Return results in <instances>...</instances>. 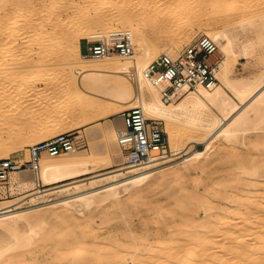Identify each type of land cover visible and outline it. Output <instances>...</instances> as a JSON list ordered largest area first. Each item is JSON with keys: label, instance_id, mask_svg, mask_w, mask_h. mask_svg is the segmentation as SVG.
<instances>
[{"label": "rangeland", "instance_id": "1", "mask_svg": "<svg viewBox=\"0 0 264 264\" xmlns=\"http://www.w3.org/2000/svg\"><path fill=\"white\" fill-rule=\"evenodd\" d=\"M215 1L216 0H209L208 2L209 4H214L213 8L217 10H222L224 9L223 7L232 9L237 7L241 2V0H231V2L230 0H225L222 5L220 1L217 3ZM112 2L118 5L119 9H115L113 4H111ZM98 4V6L102 5L100 3ZM110 4L111 7L109 6ZM139 4V0L110 1L108 5L103 8L105 12H109V16L102 21L92 20L83 25L86 26V29H88V26L90 27V29L87 30L89 32L85 31V34L87 32V35H89L86 36L80 33V36H78L80 44L79 53L77 56H72L71 53H67L68 44L73 40L72 37H74V35L70 34V30L76 28L78 24H82L83 22L79 19L80 15H82L85 10L92 12V8L90 9V7H87L81 0H0V94L2 95L0 101V135L3 139L6 137L8 139V136L13 138L11 139L12 141L10 140L11 142H8L10 144L7 145L6 143V147L0 148V153L6 152L8 157H17L22 161H26L28 159V146L30 144L58 132L72 129L80 137L79 139L83 146L77 151L67 152V154L81 155L82 153L83 155V152L84 154L87 152H94L95 157H97L99 161L97 166L89 173L51 184H46L40 180L39 171H37L38 178L43 184L39 189H25L22 183H13L8 178L7 185L9 186L10 193L0 199V204H7L12 210L42 207L43 205L46 206L47 204L55 203V201H60L67 196L75 195L79 190H83L84 192L101 187L111 182L109 177L113 174L116 175L114 179H120L131 173V171H128L129 168L121 170L115 169L118 166L124 165V163L121 162L122 155L118 147H115L113 150L111 149L106 137V130L110 125L116 124L120 129L121 113L123 110L128 109L127 103H118V105H116V112L101 118L99 114L102 112L106 101L92 100L79 88L73 87L75 82L77 83L78 81V83H81L82 80L78 78V74L72 70L71 61L73 60L72 58L75 60H80V58L84 60H89L91 58L96 59V57H84L82 53L86 51V44L88 41H93L103 35L106 39L115 40L123 33H130L133 43V52L136 51L139 53L140 47L132 36V28L125 23H121L122 20H125L124 16L126 14L133 22L143 25L147 36L146 44H153L155 48L158 49L157 53L153 55V59L161 51L169 49V43H171L169 37L159 35L162 32V27L159 24H149L148 15L144 16L145 12L140 9L141 6ZM171 4L179 7L182 6L183 0H171ZM209 4L202 10L205 14L202 16V19L198 21L194 20V24L191 26L187 36H182L178 40L179 42H177L176 45L177 50L196 37L198 35H196V33L201 29L209 28L210 26L216 29L224 27L220 20L221 16H218L220 12L213 14V16L217 17L210 26L204 21ZM156 8L157 5H152V12H154ZM259 15L260 16L256 15L257 17L254 16L255 18L253 17L252 19H249L250 16H237L226 26L231 29L229 31L230 35H234L239 30L241 31V36L237 35V38L241 41L238 42L236 40L233 47L234 54L230 59L233 69L229 77L242 84L245 82L247 83V81L250 82L253 79L254 82L252 81V83L254 85L257 84L256 82H258V79H261L259 80L258 86L264 84V13ZM246 31L247 34H252L251 37L250 35L244 36ZM256 31L258 33H256ZM105 32H108V34H105ZM256 34L258 35L256 36ZM249 38L251 40H248ZM247 41L250 42L248 43ZM243 45H248L250 48L245 52L242 50ZM218 55L221 62L224 59V53L219 48ZM116 56L119 55L112 54L108 57L114 58ZM260 81H263V83L261 82L262 84H260ZM85 84L87 85L88 83ZM253 84L249 87L251 90H253ZM250 89H248V91ZM252 93L253 91L250 92L248 96ZM234 97L235 96H233V98ZM234 100L240 104L237 97L234 98ZM170 102L175 103L177 100ZM94 106H98L96 111L92 112L88 116V119L86 118L87 120L84 121V111L88 107ZM145 116L150 119L152 118L147 115ZM155 120L160 122V126L168 139V145L164 156L157 159L159 160L157 169L160 171L155 172L152 176L153 178L151 177L152 179L144 183L143 187L139 190L136 189L138 187H132L125 191H121L119 193V204H114L107 200L99 201L96 199L81 210L74 204L70 205L66 210L61 209L59 205H54L51 208L52 211L50 210L45 213L44 220L34 217L38 213H44L45 210H47L45 209L46 207L33 209L30 213L34 216L29 217L32 221L31 224L22 221L17 231L19 236L24 234L25 237H31L29 244H26L27 247H24L22 253L21 249H23V247H21V249L16 248L17 250L14 248L13 250L8 249L9 251H5L3 253L4 256H1L2 261L0 259V262H8L7 264H14L16 262V264H41V262L44 264H78L80 259L79 264H82V262H84L82 261L83 258L87 257V260H85L86 263L84 262L83 264H95L98 258L97 255L102 254L100 251L103 250V247L105 246L106 249L109 247L107 244H110V246L121 245V242L122 244H128L134 242V238L135 240H140V235H142L141 240H144V242H146L145 240L147 239V241H149L148 243H150V241L156 243V240H158L156 238H161L160 240L164 243L167 229L176 230L181 227L187 228L194 224V222L191 223L192 220L189 219L190 221H188L186 218L189 212L193 213L194 218L197 219L198 222H202V219L205 217L204 214L207 212L214 217L217 215L218 217H216L219 218L228 209L235 212L234 210L236 209L232 207L231 209L228 206L234 205L235 202H233V199L235 197L243 198V195H247L248 192L249 195L252 193L250 195L251 198L256 197V202H260H257L258 204L255 202L257 206L264 205V183H262L264 182V172L262 171L264 170V113L262 114V120H256L257 127L248 129L249 132L247 130V132H239L230 140L224 139L221 135L214 137L209 144L210 148L206 156L207 159L202 162L195 160L193 163L186 161L182 162L180 158L187 154L188 156L189 154L192 155L195 151H199L203 147V143L189 142V140H191L189 136L195 135V132L190 129L185 122H174L173 126L177 132L176 142L178 141L176 145L179 152L175 155H170L169 136L166 132L167 126L163 120ZM96 121H99V124L93 126ZM255 140L257 143H254ZM115 142L116 140H113L114 146H116ZM195 148L198 149L195 150ZM42 157L46 160H51L53 158L49 155H43ZM113 159L116 161L112 162ZM201 165H205V167L202 168ZM26 169L25 167L23 173H29L28 175L31 176L33 172ZM197 174H200L202 181L199 183H192L191 178ZM33 178L35 179L34 174ZM250 181L252 185L248 184ZM232 182H235L236 185ZM257 183L261 185L257 186ZM68 185L69 187L65 188ZM49 186H54L56 190L52 193L43 195L38 193L40 191H37L34 193L35 197H31L32 195L24 196V194L33 190H43ZM211 186H214L212 188L213 190H210ZM241 190L244 191L242 192ZM188 192H190L188 195L191 200L187 195ZM255 192H259V196L257 193L255 194ZM195 195H199L200 197L198 196L196 199ZM259 197H261L262 200ZM201 198H205L206 200H201ZM221 198L222 201L219 200ZM223 198L225 200H223ZM112 204L114 205L112 206ZM236 211L238 212V209ZM181 214L183 215L181 216ZM55 215L57 216L53 217ZM71 216H73V218ZM181 217L183 220L180 219ZM88 222L90 224H88ZM74 223L77 224L73 226ZM66 224L70 226L72 232L74 231L72 234L73 237L69 235L70 231L67 229L68 227ZM211 224H207L206 227L210 228ZM64 225L67 227H65L67 232H63L62 234V230L66 231V229L63 228ZM78 228H80L81 231L85 229L86 232L89 233L91 231V233L85 237V230L81 234ZM155 228L156 232L152 231ZM29 229L31 232L27 233ZM47 231L51 232V234L48 232V235L50 234V239L47 237V234V236L44 234L47 233ZM58 231L65 237V234H67L68 237L65 238L64 236L60 237L57 235L56 239L55 234ZM43 234L49 241L44 239L45 237L42 236ZM82 235H84V239ZM154 235H159V237ZM144 236H146V239L143 238ZM79 237H81V239ZM42 238L45 241H43ZM70 238L74 240L70 241ZM12 239V236L0 232V242L2 241L3 243V241H10ZM62 239H65V242L69 241L71 243H69L71 245H69L70 248L74 246L71 248L73 254H69L71 253L70 248L67 247L68 245H63L65 242L60 243ZM160 240H158V242ZM80 241H82L84 247L81 246ZM43 242L45 243L43 244ZM78 242H80V247L78 246ZM55 243H60L58 246L56 244V251L52 250ZM30 245L32 247H30L31 252L27 249ZM85 245L87 247L90 245L94 250L97 249L98 254L91 255L96 256V258L93 257V260L90 258L88 261V255L90 257V254H86L88 253L87 251L90 253L92 249L90 247L87 248ZM25 248L27 251L29 250L28 252L30 254L26 252ZM75 248H77L81 257L78 256V253V255L74 253L76 250ZM66 249L69 252H66V256L69 254L70 257L65 256ZM94 250L92 251L94 252ZM97 251L94 253H97ZM61 252L64 254L62 255ZM13 255L19 257V259L22 256L24 258H21L23 259L22 262L19 259L17 261L16 257V260H13ZM71 255L72 257L76 255L75 257L78 256V258L76 259L74 257V259H72ZM102 255L104 256V254ZM6 256L8 257L6 258ZM55 259L60 262H56ZM96 264L98 263L96 262Z\"/></svg>", "mask_w": 264, "mask_h": 264}, {"label": "bare ground", "instance_id": "2", "mask_svg": "<svg viewBox=\"0 0 264 264\" xmlns=\"http://www.w3.org/2000/svg\"><path fill=\"white\" fill-rule=\"evenodd\" d=\"M81 1H83L84 4L87 5V7H90V9L92 8L93 11L91 12V11L85 10V12L82 13V15H80V18H79L81 19L83 23L80 25L78 24L76 28H72L70 30V34L74 35V37H72L73 40H71L70 43L68 44L67 53L68 54L71 53L72 56H77L79 53L78 36H80V33L84 35L85 31L90 29L89 26H88V29H86L85 28L86 26H83V25L89 23L92 20L102 21L107 16H109L110 15V14L108 15L109 12H105L103 8L106 7L108 3L113 0H81ZM208 1L209 0H193V1L183 0L182 6L178 7V6L171 4V0H139V3H140L139 5L141 6L140 9L144 10L145 12L144 16L148 15L149 24H154V25L159 24L162 27L161 28L162 32L159 35L161 36L165 35L169 37L171 41V43H169L170 48L166 50H168L169 52H173L177 50L176 45H177V42H179L178 40L182 36L186 37L187 34L189 33L191 26L194 24L193 21L194 20L198 21L202 19V16L205 15L202 12V10L204 9V7H206L209 4ZM219 1L223 5L225 0H216L215 2L217 3ZM98 3L102 5L98 6L99 5ZM240 3L235 8L231 9V8L223 7L224 9L222 10L214 9L213 8L214 4L210 3L208 6L207 13H206L207 15L204 17V21L206 22V24L210 26L217 17V16L216 17L213 16V14L220 12L221 14L219 13L218 16L219 17L221 16L220 20L222 21V24L224 27L222 28L220 27L216 29L210 26L209 28L201 29L196 33V35L205 34V35L212 37L216 41L218 48L224 53V59L220 62L219 68L217 70L218 82L215 84L214 87L208 89V88L199 86L195 90L185 91L178 98L179 100L177 99V102L175 103L174 102H169V103L164 102L160 98L159 87L150 84V82L143 76L144 68L147 66V64L150 61L153 60V55L157 53L158 49L155 48L153 44L152 45L146 44L147 36H146V32H145L143 25L133 22V20H131L127 14L124 16L125 20H122L121 23H125L132 28L131 29L132 36L134 40L137 42V44L139 45L140 52L139 53L136 51L132 52L130 55L125 56L123 58L119 56H116L114 58L108 57V56L96 57V59L91 58L89 60H84L82 58H80V60H75L74 58H72L73 60L71 61V68L78 74V78L82 80L81 83H78V81L77 83L75 82L73 87L79 88L83 93L87 95L88 98L92 100L96 99V100L106 101L102 112L99 114L101 118L106 117L116 112L117 110L116 105H118V103L120 102H124V103H127V108L139 107L143 111L144 115H147L154 119L163 120L167 126L166 132L168 133V136H169L168 138L170 142V150H169L170 155H175L179 152V149L176 145V143L178 142V141L176 142L177 132L174 129L173 123L174 122H177V123L185 122L188 125V127L195 132V135L189 136L191 139L189 140V142L203 143V147L199 151L198 150L195 151L192 155L189 154L188 156L187 154L183 156L182 158H180L181 161L182 162L186 161L189 163H193L195 162V160H199L200 162L205 161L207 159L206 156L210 148L209 144L214 137H216L217 135H221L223 136L224 139L230 140L233 138V136L235 137V135L239 132L243 133L246 130L248 131V129L256 128L257 121L260 119L262 120V114L264 113V84H262L263 81H260V84L262 85L258 86L259 80L261 79H258V82H256L257 84L254 85L252 83L254 79L250 82L247 81V83L245 82L242 84L229 77V74L232 72V69H233V65L230 62L231 56L234 54L233 47H234L236 40L238 42L241 41L237 38V35L241 36V31L239 30L234 35H230L229 31L231 29L227 28L226 26H228L230 22L233 21V19H235L237 16L245 15V17L250 16L249 19L250 18L252 19L254 16L257 17L256 15L260 16L259 14L262 15L264 13V0H241ZM111 4H113V7L115 9L116 8L119 9L118 5H115L114 2H112ZM111 4L109 5L110 7H111ZM152 5H157V8L155 9L154 12H152ZM218 21H219V18H218ZM247 31L244 34V36L250 35L251 37L252 34L250 33L247 34ZM87 32L85 34L86 36L89 35V34L87 35ZM108 32L107 33L105 32V34H108ZM256 33L258 32L256 31ZM257 35L258 34H256V36ZM101 37L105 38L104 35ZM248 40H251V39L249 38ZM249 48L250 47L248 45L242 46V50L245 52ZM85 83H88L89 85L88 84L86 85ZM251 84H253V87H252L253 90L249 88ZM68 88H71V87H68ZM248 89L251 90V91L249 90L250 92L253 91V93L250 96H248V94H250ZM233 96H235L234 98L236 97L238 98V102L240 104L235 102ZM1 99H2V95L0 94V101ZM97 107L98 106L88 107L84 111L85 115L83 116L84 117L83 120L84 121L87 120L88 116L92 112H95ZM98 124H99V121H96L93 124V126H96ZM118 132H119V128L117 127L116 124L110 125L108 129L106 130V137H107V140L112 150L115 149V147H118L116 142H115L116 146H114L115 144H113V140H115V134ZM8 137H9L8 139L7 137L3 139L2 136L0 135V148L1 149L2 147H6L5 146L6 143L7 145L10 144L8 142L11 139H13L10 136ZM257 141L255 140L254 143H257ZM196 149L198 148H195V150ZM71 155L72 154H67V152H65V153L52 156L53 158L51 160H46L45 158L42 157L40 159L39 168H38L40 180H42L46 184H51V183L60 182L66 179L74 178V177L89 173L99 163L97 157H95L94 152L93 153L87 152L85 154L83 152V155L82 153L81 155L80 154H77V155L74 154L72 156ZM6 157H8V154H6V152L0 153V158H6ZM157 159H149L148 161H146L145 164H142L140 166L125 165V164L118 166L117 168H115L116 170L129 168L128 171H131V173L120 179H114L116 175L113 174L109 177L111 179V182H108L107 184L101 187L87 190L84 192L83 190H79L77 194L75 195L67 196L61 200L59 199L60 201H55V203H51V204L46 203L47 204L46 206L43 205L42 207H34V208L31 207V208H26V209L12 210L9 205L0 204V232L6 233L9 236L13 237V239L10 241H3V243L2 241L0 242V259L2 258L1 256L3 255V253L7 251L8 249L9 250H13V248L21 249V247H23V249H21V253H22V250H24V247L26 246V244L27 245L29 244L31 237L30 236L25 237L24 234H23L24 236L23 235L19 236V234H17V231L22 221H26L28 224H31L32 221L29 217L34 216L30 213L31 211H33V209L35 208L41 209L43 207L44 208L46 207L45 209L47 210H45L44 213L43 212L38 213L34 217V218H39L40 220H44L45 213L50 211L54 205H59L61 209L66 210L70 205L74 204L78 209L81 210L82 208H84L85 206H88L91 202L95 201L96 199L99 201L107 200V201H110L111 203L119 204V201H120L119 193L121 191L123 190L125 191L126 189H129L132 187H138L136 188L137 190L141 189L144 183H146L147 181L153 178L152 176L155 172L160 171L159 169H157V165L159 163L158 162L159 160ZM114 161L116 160L113 159L112 162ZM201 167L203 168L205 167V165H201ZM23 171L25 170L24 169L14 170L9 173L8 178L13 183L14 182L22 183L25 189L27 188L32 189L35 183V179L33 178V173L31 174L30 172L32 176L31 177L30 175H28L29 173L25 174L23 173ZM262 171L264 172V170ZM191 179H192V183H199L202 181L200 174L193 176ZM251 181L248 184L252 185ZM235 182H232V183L235 184ZM258 185H261V184L257 183V186ZM67 187H69V185L66 186L65 188ZM213 187L214 186H211L210 190H213L212 189ZM55 190L56 189L54 188V186H49V187L44 188L43 190H33L27 194H24V196L32 195L31 197H35L34 193H36L37 191H40L38 193H41L43 195L47 193H52ZM256 193L257 192H255V194ZM188 194H190V192H188L187 195ZM250 195L248 192L247 195L245 196L243 195V198L235 197L233 199L234 200L233 202H235L234 205L228 206V207L230 208L232 207L233 209H236V210L238 209V212L236 210H234L235 212H233L232 210L228 209L219 218H217L218 217L217 215H215L214 217L211 214H208L207 212L204 214L205 217L202 219V222H198L197 219L194 218L193 213L189 212L186 218L188 219V221L192 220L191 223L194 222V224L193 225L191 224L192 226H188L187 228L181 227L176 230H171L170 228L167 229L165 227L167 229L166 234H165V239L167 240V242L163 238L164 239V243H163L160 240L161 238L160 239L156 238V237H159V235L158 236L154 235L156 236L155 238L160 240L159 242H162V243H159L158 240H156V243H152L151 241L150 243H148L149 241H147V239L145 238L146 236H144L143 238L146 239L145 240L147 242L146 243L144 242V240L143 241L141 240L142 235H140L141 236L140 240H135L134 238V242H131L128 244H122V242H121V245L110 246V244H107L109 246L107 247V249L103 245L104 246L103 250L101 251L99 250V251L102 252V254H104L105 256L104 257L102 254L97 255L98 254L97 249L94 250L93 248H91L92 242H95V241H92L91 247L90 245H88V247L94 250V252L97 251V253H94L92 250H90V253L89 251H87L88 253L87 254L85 253V254L86 255L90 254V257L88 255V261L90 260V258H92L91 260L94 259L93 257L96 258V256H91V255L96 254L99 259L97 258V261L96 259L95 261L98 264H264V205L257 206L255 204L256 197L251 198ZM195 196L197 199L199 195L198 196L195 195ZM191 197H192V194H191ZM259 198L261 199V197ZM189 199L191 200L190 197ZM203 199L205 198H201V200ZM219 200L222 201V198ZM223 200L225 199L223 198ZM257 202L260 203L259 201ZM114 204H112V206ZM222 210L225 211L224 209ZM182 215L183 214H181V216ZM56 216L57 215L53 217H56ZM71 217L73 218V216ZM170 218L172 219V216ZM180 219L183 220L182 217ZM75 224L77 223H74L73 226H75ZM88 224L90 223L88 222ZM207 224H211V227L207 228L206 227ZM65 227L66 226L64 225L63 228ZM67 227L66 228L69 229L70 231V232L68 231L70 233L69 235L73 237L72 234L74 233V231L72 232V230H70V226L67 225ZM194 227H197V228H194ZM80 228H78V231L80 230ZM67 229L66 231L62 230L61 233L63 234V232H67ZM84 230L82 231L80 230L81 234ZM152 231L156 232V228ZM29 232H31L30 229L27 233ZM48 232L51 234L50 231H47V233H44V234L48 235ZM58 232L55 234L56 237L54 236L56 239H57V235L60 237L64 236L59 232L62 235L61 236ZM84 232H86V230ZM90 233L86 232L85 237L86 235H90ZM44 234L42 236H44ZM50 234L48 236L46 235L49 239H50ZM65 235L66 237H68L67 234ZM83 236L84 235H82V238ZM47 237H45L44 239L48 240ZM71 238H70V241H73L74 239L76 240L75 236L73 240H71ZM79 238L81 239V237ZM62 241L60 243H64L66 240L62 239ZM80 242H81V246L84 247V245H82L83 244L82 241ZM80 242H78L79 247H80ZM44 243L45 242H43V244ZM60 243H55L53 247L54 249L52 248V250L56 251L55 249L56 244L58 246V244ZM69 243L70 242L67 241L63 245L65 246L68 245L67 247L70 248L69 245L71 243L70 244ZM30 247L31 245L27 249L30 250ZM71 248H70V252H71ZM27 249H26V252L29 251V250L27 251ZM75 249H76L75 251L73 250L74 253L79 254V251L77 250V248ZM66 252H68L67 249L65 251V256H66ZM61 254L63 255L64 253L61 252ZM69 254H73V253L71 252ZM69 254H67V256H69ZM75 256L76 255L72 257L71 255V258L74 259ZM78 256L81 257L80 254ZM78 256L75 258L77 259ZM7 257L8 256H6V258ZM15 257L17 258V261H18L19 257L17 256H14V258L12 259L16 260ZM22 257H20L19 259L21 262L23 260L21 259ZM85 260H87V257L83 258L82 261L86 263ZM55 261L58 262L56 259ZM79 262H80V259H79ZM84 262H82V264ZM0 263L7 264L8 262L7 263L0 262ZM41 264H44V263L41 262ZM91 264H94V263H91Z\"/></svg>", "mask_w": 264, "mask_h": 264}, {"label": "built area", "instance_id": "3", "mask_svg": "<svg viewBox=\"0 0 264 264\" xmlns=\"http://www.w3.org/2000/svg\"><path fill=\"white\" fill-rule=\"evenodd\" d=\"M133 52L132 38L123 33L115 40L99 37L88 41L84 57H105L112 54L125 57ZM220 65L218 45L205 34H199L180 49L161 51L143 70V76L150 84L159 87L160 98L169 103L177 100L185 91L199 86L212 88L218 82ZM78 134L70 129L38 140L28 146V159L17 157L0 158V199L9 194L8 176L14 170L25 167L35 177L33 189L43 186L38 178L39 162L43 155L54 156L80 149ZM115 140L125 165L138 166L149 159L164 156L167 138L160 122L145 117L139 107L125 109L121 113V127Z\"/></svg>", "mask_w": 264, "mask_h": 264}, {"label": "crops", "instance_id": "4", "mask_svg": "<svg viewBox=\"0 0 264 264\" xmlns=\"http://www.w3.org/2000/svg\"><path fill=\"white\" fill-rule=\"evenodd\" d=\"M79 48H80V44H79Z\"/></svg>", "mask_w": 264, "mask_h": 264}]
</instances>
